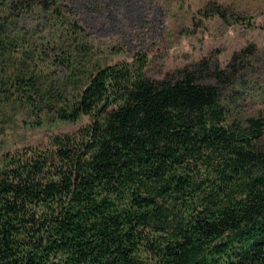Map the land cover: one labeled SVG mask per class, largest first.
<instances>
[{"label": "trees", "instance_id": "1", "mask_svg": "<svg viewBox=\"0 0 264 264\" xmlns=\"http://www.w3.org/2000/svg\"><path fill=\"white\" fill-rule=\"evenodd\" d=\"M77 6L0 0V93L62 122L88 118L3 158L0 264H264V120H231L227 96L255 47L226 68L203 60L152 80L146 55L95 63ZM204 11L242 23L218 2ZM23 42L64 81L27 66L10 82Z\"/></svg>", "mask_w": 264, "mask_h": 264}, {"label": "rangeland", "instance_id": "2", "mask_svg": "<svg viewBox=\"0 0 264 264\" xmlns=\"http://www.w3.org/2000/svg\"><path fill=\"white\" fill-rule=\"evenodd\" d=\"M62 1L68 4L72 0ZM211 2L241 16L244 24L236 19L225 22L218 16L208 17L204 9ZM77 3V18L88 33L95 63L131 62L137 55H146V74L152 80H162L203 60L226 68L235 53L254 46L256 53L242 72L244 81L227 96L231 120H264V0H75ZM35 23L24 18L20 28L31 31ZM16 35L23 37L17 31ZM24 45L20 43L19 51L7 64L1 63L10 82L27 66L44 74L42 80L58 77L64 81L66 74L57 67L45 69L47 62L39 54L30 61ZM12 94L0 93V164L8 153L46 146L52 136L74 134L88 123V118L62 122L52 111L29 105L21 92Z\"/></svg>", "mask_w": 264, "mask_h": 264}]
</instances>
